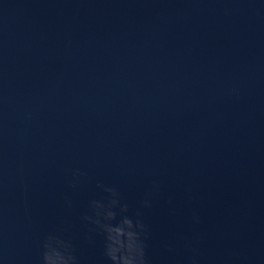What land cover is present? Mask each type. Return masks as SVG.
Listing matches in <instances>:
<instances>
[{"label":"water","instance_id":"1","mask_svg":"<svg viewBox=\"0 0 264 264\" xmlns=\"http://www.w3.org/2000/svg\"><path fill=\"white\" fill-rule=\"evenodd\" d=\"M109 187L148 264H264V0H0V264H112Z\"/></svg>","mask_w":264,"mask_h":264},{"label":"clouds","instance_id":"2","mask_svg":"<svg viewBox=\"0 0 264 264\" xmlns=\"http://www.w3.org/2000/svg\"><path fill=\"white\" fill-rule=\"evenodd\" d=\"M106 191L112 195L107 204L100 201L93 202L102 205L103 210L106 212V214L97 216L95 210L97 218L93 221L105 233V255L111 260L112 264H148L144 244L145 225L139 219L134 221L128 215H123L116 223H111L117 217V213L113 208L119 205L120 212L126 213L128 205L119 203V193L114 188H106ZM145 203L148 202L145 201ZM89 217H86V219H89ZM67 243L69 258L75 264L76 257L72 255L71 244Z\"/></svg>","mask_w":264,"mask_h":264}]
</instances>
